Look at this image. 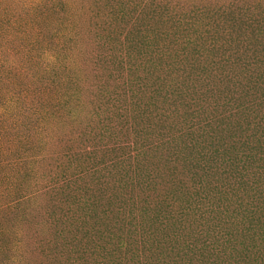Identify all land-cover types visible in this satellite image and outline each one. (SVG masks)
I'll list each match as a JSON object with an SVG mask.
<instances>
[{
	"label": "rangeland",
	"instance_id": "374dc122",
	"mask_svg": "<svg viewBox=\"0 0 264 264\" xmlns=\"http://www.w3.org/2000/svg\"><path fill=\"white\" fill-rule=\"evenodd\" d=\"M0 264H264V0H0Z\"/></svg>",
	"mask_w": 264,
	"mask_h": 264
}]
</instances>
